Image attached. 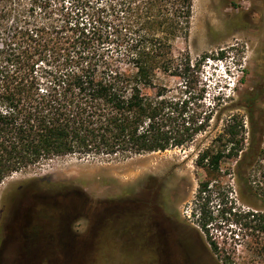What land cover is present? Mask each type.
<instances>
[{
  "label": "trees",
  "instance_id": "trees-1",
  "mask_svg": "<svg viewBox=\"0 0 264 264\" xmlns=\"http://www.w3.org/2000/svg\"><path fill=\"white\" fill-rule=\"evenodd\" d=\"M192 1L95 0L87 20L69 13L48 42L16 29L13 52L0 57V184L53 157L127 158L182 147L205 131L213 110L192 91L199 62L173 48L188 35ZM171 78L179 82L170 85ZM256 98L245 99L250 129L231 115L195 160L209 177L195 195L197 227L222 264H264V130L257 135L250 108ZM225 163L246 206H228L235 229L218 242L203 204Z\"/></svg>",
  "mask_w": 264,
  "mask_h": 264
},
{
  "label": "rangeland",
  "instance_id": "rangeland-1",
  "mask_svg": "<svg viewBox=\"0 0 264 264\" xmlns=\"http://www.w3.org/2000/svg\"><path fill=\"white\" fill-rule=\"evenodd\" d=\"M95 7V0H0V48L6 50L0 57L11 53L16 29L48 42L51 28L65 26L69 13L79 10L78 20H87L85 12ZM173 48L176 55L188 52L192 62H199L192 91L202 96L197 103L213 110L205 131L182 147L127 158L43 160L2 181L0 216L21 203L12 192L18 185L29 192L49 188L53 194L66 193L52 195L59 208L73 215L83 209L75 226L83 229L84 252L73 258L76 264H173L170 251L176 247L183 248L191 264H222L197 227L195 195L199 182L209 177L195 160L231 115L238 114L250 129L245 99L251 92L257 97L250 104L253 128L257 135L264 130V0H193L188 35L176 38ZM178 82L171 78L168 83ZM228 166L222 164L203 204L209 235L218 242L225 236L229 240L235 229L225 212L228 206H246L232 177L224 174ZM28 203L23 202L25 208Z\"/></svg>",
  "mask_w": 264,
  "mask_h": 264
},
{
  "label": "flooded vegetation",
  "instance_id": "flooded-vegetation-1",
  "mask_svg": "<svg viewBox=\"0 0 264 264\" xmlns=\"http://www.w3.org/2000/svg\"><path fill=\"white\" fill-rule=\"evenodd\" d=\"M24 190L23 184L12 190L20 195L21 203L0 216V264H76L73 258L84 252L83 229L75 226L83 209L73 215L59 208L58 197L52 195L62 197L66 193L53 194L49 188L43 192ZM27 200L25 208L23 202ZM174 249L170 251L171 263L191 264L183 248ZM176 256L180 259L177 262Z\"/></svg>",
  "mask_w": 264,
  "mask_h": 264
}]
</instances>
